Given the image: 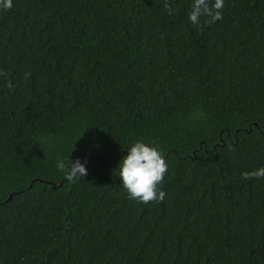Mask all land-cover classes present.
Segmentation results:
<instances>
[{
	"label": "trees",
	"instance_id": "trees-1",
	"mask_svg": "<svg viewBox=\"0 0 264 264\" xmlns=\"http://www.w3.org/2000/svg\"><path fill=\"white\" fill-rule=\"evenodd\" d=\"M192 3L0 10V264H264V178H242L264 167V0L211 25ZM140 139L168 162L163 202L118 176ZM78 158L68 181L57 160Z\"/></svg>",
	"mask_w": 264,
	"mask_h": 264
},
{
	"label": "clouds",
	"instance_id": "clouds-1",
	"mask_svg": "<svg viewBox=\"0 0 264 264\" xmlns=\"http://www.w3.org/2000/svg\"><path fill=\"white\" fill-rule=\"evenodd\" d=\"M224 6L225 0H193L188 19L192 24H199L201 17H206V24H214L223 19ZM12 7L13 0H0V10H10ZM163 7L169 16L173 14V0H164ZM0 75L6 73L0 71ZM8 87H13L11 81L8 82ZM127 152L119 164L118 176L128 198L143 204L163 202L167 193L161 189V185L168 173L169 165L161 148L154 141L146 143L140 139L134 142ZM86 163V160L82 163L79 158L74 162L71 159L67 161L58 159L56 166L64 173L65 179L74 181L77 177L87 175ZM242 178L245 180L264 178V167L251 172L245 171Z\"/></svg>",
	"mask_w": 264,
	"mask_h": 264
},
{
	"label": "water",
	"instance_id": "water-1",
	"mask_svg": "<svg viewBox=\"0 0 264 264\" xmlns=\"http://www.w3.org/2000/svg\"><path fill=\"white\" fill-rule=\"evenodd\" d=\"M12 197V194L10 195V197L9 198H11Z\"/></svg>",
	"mask_w": 264,
	"mask_h": 264
}]
</instances>
